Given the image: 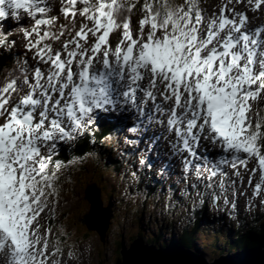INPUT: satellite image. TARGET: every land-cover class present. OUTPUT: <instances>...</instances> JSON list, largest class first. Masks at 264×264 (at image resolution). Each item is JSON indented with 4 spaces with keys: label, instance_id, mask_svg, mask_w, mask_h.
<instances>
[{
    "label": "snow or ice",
    "instance_id": "6c2138e0",
    "mask_svg": "<svg viewBox=\"0 0 264 264\" xmlns=\"http://www.w3.org/2000/svg\"><path fill=\"white\" fill-rule=\"evenodd\" d=\"M247 4L256 11L264 0ZM217 7L0 0V21H15L23 39L17 52V35L0 28V55L15 57L0 78V264H64L49 221L60 173L78 158L57 154L85 135L95 143L101 113L130 119L127 146L159 129L138 163L148 165L163 137L160 174L180 169L179 193L193 210L207 200L232 215L248 188V210L257 199L264 209V25L250 26L233 0Z\"/></svg>",
    "mask_w": 264,
    "mask_h": 264
},
{
    "label": "rangeland",
    "instance_id": "374dc122",
    "mask_svg": "<svg viewBox=\"0 0 264 264\" xmlns=\"http://www.w3.org/2000/svg\"><path fill=\"white\" fill-rule=\"evenodd\" d=\"M153 130L159 131L158 128H154ZM121 152L123 151L121 150ZM105 157H107V155L101 153L100 156H97L99 162H96L94 158L93 161L78 160L80 164L76 161L72 165H68L64 169L72 170L71 173H68L66 178L60 177L62 183L60 180L58 182L59 191L64 192V197L67 198L64 200V208H62L64 212H61L64 225L67 227H58L60 223L56 224L53 222L51 224L53 237H58L60 239L61 236H67L70 238L67 240L71 242L77 239L74 243L77 245L76 248L71 249L73 251L71 258L68 256V251L63 252L61 259L64 264H77L76 262L82 264H117L119 260H122L120 254L121 250H129L139 238H142L145 242V240H149L150 237H156L157 234L163 235L160 234V232L158 233L157 230L160 225L165 231L167 225L164 224V221L166 219L175 220V224H183V215L187 214L189 211V209H186L187 206L184 208L178 207L175 202L183 205L180 200L174 202L175 197L172 195V189L164 190L166 194H163L161 190L157 193L148 194L138 191L134 184H132L133 186H127V183H125L121 189L120 181L124 182L122 172L115 171L111 166L106 167L104 164ZM77 158L81 159L80 156H77ZM139 166L138 164L137 168H139ZM130 168L132 169V167ZM128 177L132 178L130 174ZM93 178H95L96 183L101 186V188L103 185L102 202L104 206L109 204V208L114 210L111 215V222L107 223V228L110 225V232L106 233V230L103 235H100L98 231L90 230L84 219L86 213L88 214L89 212L90 214L92 212V206H90L91 203L86 198L87 193L85 194V191L87 185L92 186L91 179ZM125 179L129 181V178ZM62 184L68 187V192H66V190L63 191L61 188ZM124 193H126L125 198L123 197ZM167 193L171 194V198H169L170 194ZM121 197L123 199H121ZM59 199L60 196L57 195L56 200ZM169 200L173 201L174 204H171ZM190 205L192 206L191 202ZM242 210L245 211L244 216H241ZM262 210L263 209H255L253 213L244 205L239 206L238 210L233 213L235 216L230 219L234 235L237 232V235L241 234L242 236H246L253 234L251 235L252 237L257 236V224H259L257 218L263 217L264 219V210L261 213ZM99 213L106 218V213L102 207H100ZM209 218L211 219V216H209ZM227 228V226H224L220 231L211 228L210 224L202 226V229L206 231H204V233H197L196 237L198 238V242L196 244V249H191L193 251L192 253L212 263L220 257L235 255L255 249V247L237 246L236 244H232V242L227 244L228 241L230 242V240H226ZM70 230L72 231L69 232ZM55 232L59 234L56 235ZM163 236V241L172 239V236H165V234ZM105 238L106 240L102 242L101 239ZM217 238H219L220 243L214 242ZM80 240L83 243L78 245ZM239 241H242V239ZM239 241H237L238 244L240 243ZM156 247L158 248V246ZM223 247L224 249H222ZM258 248L264 249L263 247ZM222 250H225V252L223 253Z\"/></svg>",
    "mask_w": 264,
    "mask_h": 264
},
{
    "label": "water",
    "instance_id": "95a60500",
    "mask_svg": "<svg viewBox=\"0 0 264 264\" xmlns=\"http://www.w3.org/2000/svg\"><path fill=\"white\" fill-rule=\"evenodd\" d=\"M86 198L92 206V212L86 219L87 225L90 230L98 231L100 235H103L108 229L109 217L106 215L105 218L99 213L102 207L100 191L94 185L89 186ZM157 249L156 245H148L139 238L129 250H121L122 260H119L117 264H264V249L262 248L220 257L212 263L184 247L167 246Z\"/></svg>",
    "mask_w": 264,
    "mask_h": 264
},
{
    "label": "trees",
    "instance_id": "16d2710c",
    "mask_svg": "<svg viewBox=\"0 0 264 264\" xmlns=\"http://www.w3.org/2000/svg\"><path fill=\"white\" fill-rule=\"evenodd\" d=\"M13 66H14V63H13V61H12V59L10 57L1 55L0 56V78H2L4 74H6L9 71H11ZM109 131H110V128L107 127V126H105L103 128H100L98 136L100 137V136L104 135L106 137L108 135ZM92 139H94V138H92ZM94 141H95V143H90L89 142V137H87L85 139H82L79 142V144L75 147L74 151H76L77 153H80V154L82 153L84 155L85 154H89V152H91V151H96V150L102 151L103 149H96L97 147L100 148V147H102L104 145L102 143L101 139H99V138L96 139L95 138ZM119 153L121 155H123V156H126L124 154V152H119ZM61 157L63 159V162H65V163L67 162V160H69L68 155H66V153H64L62 156H58L59 159ZM118 169L119 168H117V170ZM64 173L65 172H61V177H64ZM91 182H94L96 184L97 188H99V187L101 188V186H99L96 183L95 178H93ZM87 187H88V185H87ZM69 190H71V189H69ZM87 191H88V188H86L85 194L87 193ZM66 192H68V190ZM85 194H84V196H85ZM71 195H72V191H71ZM177 197L178 196H176V198ZM88 215H89V212H88V214L86 213V215H84L85 216V218H84L85 221H86ZM82 216H83V214H82ZM84 219H83V222L85 223ZM174 224H175V222H174ZM257 225L259 227V224H257ZM198 227H199V222L195 225V228H194L195 231H193L191 233L190 232H185L184 235L182 236V238H180L177 242L164 243V241L162 240L163 239V235H157V237H154L153 239L148 240L146 243L147 244H156L158 247L166 246V245H173V246H181V247H185L186 249L194 250V249H196V244L198 242V238L196 237V235H197L196 233H198V231H196V230L198 229ZM158 232H160V234H161V229H159ZM251 235H253V234L246 235V236L243 235L244 237L241 234L238 235L236 237V239H239L242 236V241H239L240 242L239 244H237L235 242L236 245L237 246H242L243 245V247L245 246V247H249V248H252V247H255V248L263 247L264 248V231L262 233H260V234H257V236H254V237H252ZM249 236H251V237H249ZM234 239H231V240H234ZM231 240H230V242L228 241L227 244L231 243ZM60 241H61V239H60ZM64 241H65V239H64ZM214 242H218V241L216 240ZM222 249H224V247ZM222 252L224 253L225 250H222Z\"/></svg>",
    "mask_w": 264,
    "mask_h": 264
},
{
    "label": "bare ground",
    "instance_id": "6f19581e",
    "mask_svg": "<svg viewBox=\"0 0 264 264\" xmlns=\"http://www.w3.org/2000/svg\"><path fill=\"white\" fill-rule=\"evenodd\" d=\"M8 29H9V27H8ZM15 28H13V31H15L14 30ZM106 117H108L110 120H112L113 121V118H112V115H110V114H106ZM124 152H128V150H126L125 148H124V150H123ZM125 154V153H124ZM176 198V197H175ZM181 198V196H178L176 199H175V201H179V199ZM190 214V213H189ZM158 235V234H157ZM158 249H161V248H158ZM157 249V250H158Z\"/></svg>",
    "mask_w": 264,
    "mask_h": 264
}]
</instances>
